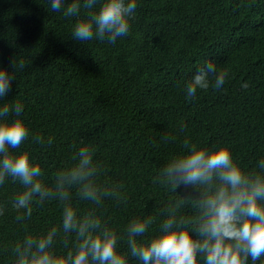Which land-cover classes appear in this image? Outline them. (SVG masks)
Listing matches in <instances>:
<instances>
[{
  "label": "trees",
  "instance_id": "trees-1",
  "mask_svg": "<svg viewBox=\"0 0 264 264\" xmlns=\"http://www.w3.org/2000/svg\"><path fill=\"white\" fill-rule=\"evenodd\" d=\"M62 2L66 8L73 0ZM135 2L129 34L111 44L72 37L75 24L87 18L83 0L74 17L52 11L51 0H0V69L15 75L0 105H23L30 130L12 151H29L50 186L80 147L94 149V160L105 168L100 182L122 184L123 200L106 199L103 208L82 201L79 213L96 208L122 238V252L132 219L153 215L146 238L158 234L160 209L177 194L153 180L172 157L186 153V138L209 150L231 145L245 170L259 171L264 158V0ZM14 60L26 66L14 68ZM208 61L229 76L219 90L197 89L190 100L186 86ZM21 191L10 178L0 186V204H6L0 264H15L12 249L26 235L61 223L55 200L34 204L30 218L16 221L11 199ZM177 193L186 194L182 187ZM182 214L195 213L185 208ZM73 240L70 235L69 247ZM55 250H67L62 235ZM130 264L137 262L130 258ZM255 264H264V257Z\"/></svg>",
  "mask_w": 264,
  "mask_h": 264
},
{
  "label": "clouds",
  "instance_id": "clouds-1",
  "mask_svg": "<svg viewBox=\"0 0 264 264\" xmlns=\"http://www.w3.org/2000/svg\"><path fill=\"white\" fill-rule=\"evenodd\" d=\"M97 3L83 0V8L89 10L87 18L75 24L72 37L86 42L107 39L114 44L127 36L135 0H103L98 11H92ZM50 7L74 17L80 13L81 0H73L66 8L62 0H51ZM12 64L14 68L26 66L17 65L16 60ZM228 76L226 69L218 71L215 63L206 62L187 84V97L194 99L197 89L210 86L219 90ZM14 79V73L0 69V98L7 95ZM23 111L19 103L0 105V186L9 178L21 185L23 191L11 199L18 222L32 216L34 204L52 200L61 205L62 216L60 225L40 235L28 234L14 245L15 264H130V258L137 264H200L201 259L203 264H247L251 258L255 264L264 257V158L258 161L259 171L245 170L233 158L231 145L209 150L186 138V153L172 157L153 180L177 194L174 202L160 209L163 219L158 234L146 238L156 222L153 215L134 218L126 227L127 251L122 252V238L97 209L81 215L78 205L86 201L103 208L106 199L121 202L123 185L100 182L105 168L94 160L95 150L89 146L80 147L72 157L74 163L58 170L53 184L46 185L44 171L30 152L12 151L19 150L30 136ZM181 187L185 195L177 193ZM5 208L6 204H0V216ZM185 208L195 214H182ZM61 235L67 250L58 254L55 246ZM70 235H74L71 247Z\"/></svg>",
  "mask_w": 264,
  "mask_h": 264
}]
</instances>
